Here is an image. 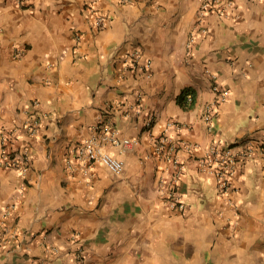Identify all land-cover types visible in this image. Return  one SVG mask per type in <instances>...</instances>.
I'll list each match as a JSON object with an SVG mask.
<instances>
[{"label": "crops", "instance_id": "crops-1", "mask_svg": "<svg viewBox=\"0 0 264 264\" xmlns=\"http://www.w3.org/2000/svg\"><path fill=\"white\" fill-rule=\"evenodd\" d=\"M202 1L0 0V264H72L79 248L85 264H264V155L241 164L226 195L196 162L212 144L264 141V0ZM212 83L228 94L208 128ZM186 87L188 109L176 100ZM30 114L34 137L21 128ZM105 115L137 141L106 146L120 175L71 160ZM161 134L186 164L183 210L157 184L172 169L154 150ZM4 149L26 155L25 173Z\"/></svg>", "mask_w": 264, "mask_h": 264}, {"label": "built area", "instance_id": "built-area-1", "mask_svg": "<svg viewBox=\"0 0 264 264\" xmlns=\"http://www.w3.org/2000/svg\"><path fill=\"white\" fill-rule=\"evenodd\" d=\"M19 3L26 2L27 0H17ZM220 0H203L201 9H209ZM230 3V2H229ZM91 9V8H90ZM107 17L102 13H96L94 24L97 28H104ZM141 51L139 49H132L126 53L127 65L131 68L139 66ZM212 91L214 98L211 102L207 103L204 107L203 118L205 119L208 128L211 127V117L214 107L217 102L225 100L228 90L223 88L217 83H212ZM186 100H191V94L186 93ZM150 121H147L149 125ZM40 124L39 116L30 114L22 122V129L26 131L28 137H34L38 131ZM167 125H177L176 123L169 122ZM19 130L15 128L14 131ZM2 142L5 143V136H2ZM137 141L120 135L119 129L116 127L112 116H103L91 129V134L82 139L75 148H73V161L79 163L99 162L106 167V169L113 175H120L124 170V162L110 153L106 146H113L117 148H126ZM186 145V144H185ZM177 140L172 139L166 134H161L154 140V150L161 155L164 159L168 160L171 164V174L168 181L164 178H159L157 184L159 189L164 190L165 203L173 209L183 210L185 207L184 201L176 191V182L186 168L185 162L177 154L178 150ZM187 146V145H186ZM4 148V147H3ZM264 155V141L256 143L241 142L238 144H227L224 146H217L212 144L208 147L205 154L196 159L198 171L202 174L213 176L216 181V188L219 194H229L233 189V177L236 175L241 164L250 158L256 152ZM3 161L5 165H10L17 168L21 173L27 170L26 155L20 152L6 153L3 151ZM67 162H70L68 158ZM72 238H78V234H73ZM56 249V248H55ZM43 264V263H39ZM72 264H85V256L81 248L77 250L74 255Z\"/></svg>", "mask_w": 264, "mask_h": 264}, {"label": "trees", "instance_id": "trees-1", "mask_svg": "<svg viewBox=\"0 0 264 264\" xmlns=\"http://www.w3.org/2000/svg\"><path fill=\"white\" fill-rule=\"evenodd\" d=\"M188 92L191 94V100L189 102H187L186 96H185L186 93ZM176 100L181 107L185 109L191 108L195 101V94H194L193 89L189 87L183 88L181 92L177 95Z\"/></svg>", "mask_w": 264, "mask_h": 264}]
</instances>
